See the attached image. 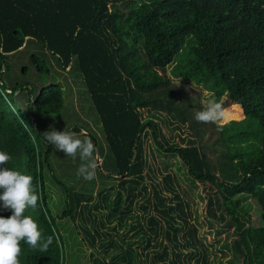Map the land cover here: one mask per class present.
Instances as JSON below:
<instances>
[{"label":"trees","instance_id":"1","mask_svg":"<svg viewBox=\"0 0 264 264\" xmlns=\"http://www.w3.org/2000/svg\"><path fill=\"white\" fill-rule=\"evenodd\" d=\"M28 46L82 79L107 149V172L99 167L100 177L117 182L114 196L100 191L94 200L54 176L46 179L55 149L43 133L71 130L79 136L84 130L45 123L47 116H60L63 91L55 82L37 87L30 69L12 64ZM30 61L42 79L51 74L37 55ZM176 80L222 104L224 117L214 130L197 133L204 123L194 113L203 108L172 85ZM174 123H190L195 138L170 144L163 130L179 131ZM148 138L159 155L181 164L186 179L214 193L206 201L208 214L232 230L223 248L229 246L233 259L264 264V0H0V151L11 157L4 167L32 177L37 207L23 214L45 240L51 238L44 251L21 241L18 264H64L56 220L65 219L76 222L91 264H145L134 261L130 248L119 251L103 232L101 208L108 210L105 221L115 222L112 232L128 227L145 250L151 248L147 264H214L189 224L175 178L167 173L156 181ZM208 142L218 147L213 157ZM48 182L64 198L55 219L46 202ZM137 199L144 200L146 216L132 214ZM245 199L257 206V225L240 203ZM8 215L0 209V216Z\"/></svg>","mask_w":264,"mask_h":264},{"label":"rangeland","instance_id":"2","mask_svg":"<svg viewBox=\"0 0 264 264\" xmlns=\"http://www.w3.org/2000/svg\"><path fill=\"white\" fill-rule=\"evenodd\" d=\"M32 54L37 55L39 59L45 63H49L51 74L48 77L42 79L41 75L35 72L30 61V55ZM11 62L18 69L21 68V66L30 69L33 72L30 75L31 83L35 84L37 87H41V85L44 83L49 84L51 82H55L60 85L59 88L63 91L64 102L62 112L60 116H47L45 118L46 124H49L52 128H57L58 126L59 128L78 126V128L84 130L82 131V134L78 136L79 139H88L87 137H84L87 133L89 138L92 139L93 137L95 139V141H92L91 139L88 140H90L93 145L97 144L96 147H94L95 154L93 157V160L96 164L95 179L88 181L77 175V168L81 163L78 156L76 159H73L64 155L62 151L56 150L50 158L52 175L49 174L46 179L50 181L52 180L51 176H54V178L60 182L67 185H72L77 192L91 193L94 200L97 199V194L100 191H102L104 195L114 196L118 191L117 182L106 181L100 177V169H98L99 167L102 166L101 170H103V172H107V168L103 164L106 160L107 149L103 135L101 133V127L98 122V118L90 104L86 91L83 89L82 79L77 75V72L74 70H71L70 72L68 70H60L48 54L47 56L43 55L42 57L40 50H35L34 48L31 49L30 46L24 48V50L15 56ZM20 75L21 74L18 70V82L23 80ZM172 85L183 90L187 94L188 98L193 100L192 102L199 104L202 106L201 108H204V103L202 102L208 99L207 92L201 90L199 87H195L194 85H189L177 80L173 81ZM178 89L174 88L173 90L175 93H177ZM23 102L25 107V105H27L25 98H23ZM220 123L221 121H217L215 123H204L202 126L197 127L196 131L200 134L206 132V130H214V126H218ZM176 125L178 124L174 123V126ZM178 126L180 128L179 131H173L172 129L174 128L171 126H168V128L163 130L164 135L170 144H179L180 140L183 138H190L191 140L195 138L193 131L190 129V123ZM207 138L208 136L205 137V139ZM152 143L153 142L151 138H148V148L146 149V152L149 156L148 158L150 159V167L155 174L156 181L160 182L163 175L167 173H170L175 178L173 186L181 197L182 204H184V210L187 214L189 224L197 229L201 243L205 244L204 246L208 248L207 252L210 255V261L214 259V264H238L237 261L233 259L231 252L229 251V246L227 245L228 249L223 248L225 245L224 243L229 242L232 230H228L227 228H224L223 225L215 223V221L209 217L206 201L208 200L209 196L212 197L214 193H210L208 187H204L203 185L197 183L193 184L190 180L186 179L184 175L185 170L181 164H177L173 159L166 160L163 158L156 152V148ZM208 148L211 152V157L215 156V152L218 150V147L215 148L209 143ZM148 149L154 153L153 156L151 152L149 153ZM180 166L182 168L181 170L178 169ZM57 186L58 185L49 182L48 188L46 185V202L54 219L57 212L62 211L64 208L62 204L64 201V198L62 199L63 193L58 188L59 186ZM143 201L144 200L137 199L133 202V215L146 216V214L143 213L140 208V205ZM240 203L249 209L251 220L254 225H257L258 209L256 204L250 199L242 200ZM100 211L103 214L101 219L104 221L106 227L103 232L109 233L112 236L111 239L116 244H118L119 251H125L130 248L133 251V259L136 263L141 262L147 264V262H144V255L147 253V251H151V248L145 250V243L140 242V238H132V235L135 231L128 232V227L126 229L119 230L117 233L112 232L111 228L115 226V222L105 221V215L108 211L107 209L101 208ZM210 224L212 227H210ZM76 225V222L73 223L69 219L60 221L56 220V226L59 231L60 238L64 241V264H91V250L80 238L81 231L79 230L78 226L76 227ZM147 229L148 228L144 224V230L147 231ZM217 232L219 234H217ZM228 237L230 238L227 239ZM108 241L109 240L107 239V242ZM130 243H132L131 246H129ZM103 251V249H99L97 252L105 262H108L110 258L104 256ZM108 251L109 254L113 253L111 249Z\"/></svg>","mask_w":264,"mask_h":264},{"label":"clouds","instance_id":"3","mask_svg":"<svg viewBox=\"0 0 264 264\" xmlns=\"http://www.w3.org/2000/svg\"><path fill=\"white\" fill-rule=\"evenodd\" d=\"M202 103L204 108L194 113L196 121L215 123L223 119L225 109L215 97H210ZM43 137L56 151H62L73 159L79 157L81 163L77 168L78 176L88 181L95 179V148L90 140L79 139L78 134L71 130L52 129L50 132L45 131ZM10 160L8 153L0 151V209L10 211L7 218L0 216V264H18L21 241L40 251L46 250L51 243V238L45 240L36 223L23 214L26 208L37 207L38 195L30 175L4 167Z\"/></svg>","mask_w":264,"mask_h":264},{"label":"water","instance_id":"4","mask_svg":"<svg viewBox=\"0 0 264 264\" xmlns=\"http://www.w3.org/2000/svg\"><path fill=\"white\" fill-rule=\"evenodd\" d=\"M94 144H95V142H94ZM135 145H137V140L135 141ZM97 158H98V156H97Z\"/></svg>","mask_w":264,"mask_h":264}]
</instances>
